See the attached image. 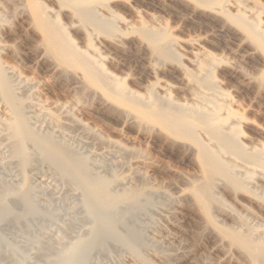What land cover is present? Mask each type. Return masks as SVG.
<instances>
[{"label": "rangeland", "instance_id": "374dc122", "mask_svg": "<svg viewBox=\"0 0 264 264\" xmlns=\"http://www.w3.org/2000/svg\"><path fill=\"white\" fill-rule=\"evenodd\" d=\"M242 1L257 10L264 27V0ZM233 2L228 0L230 12L235 11ZM112 3L116 13L129 25L144 22L165 26L178 40L199 42L217 56L221 60L215 71L219 84L230 94L234 109L249 121L242 125L243 140L247 144L264 141V89L258 88L255 82L264 68L263 61L259 53L253 51V45L241 38L240 29L234 23L193 0H115ZM13 18L8 25H12L11 35L0 33L2 40L5 37L2 42L11 45L10 49L2 50L0 57L6 62L3 63L8 74L12 75H9L10 79L17 77L11 80L12 84L18 81L14 84L15 89L13 85V91L16 95L23 92L20 99L23 97L22 108L26 106L23 112L28 125L38 134H47L52 141L54 139L58 147L66 146L59 148L74 159L73 165L80 162L90 175L117 177L110 187L111 193L142 188L146 194L137 199L136 205L120 202L117 207L106 209L102 205L93 209L83 186L72 175L71 167L63 169L59 161H54L55 158L31 141L26 143L30 158L26 160L30 163L21 158V164L17 159L20 156L15 158L9 148L12 141L4 130H0V193L3 192L0 196V264H55L59 254L60 258L66 253L65 257H68L69 249L77 244L84 246L83 250L78 249L79 252H87L77 251L79 255L75 252V258L69 259L70 264L72 260L76 263L78 258L80 261L83 256L80 262L84 264H142L121 241L124 235H129L150 264H248V259L240 252L218 244L212 233L202 228L201 214L192 200L180 194L186 192L187 180L197 176L195 162L166 144L156 133L157 125L150 127L133 122L121 107L105 108L101 96L92 95L95 92L84 88L82 82L77 81V75L59 74L55 65L47 63L41 50L34 45L35 35L32 36L18 18ZM72 36L80 45L81 40ZM98 48L111 57L110 69L125 76L127 83L133 82L136 89H140L139 84L155 78L171 84L181 81L163 67L153 75L148 74L145 69L150 58L140 45L127 43L119 50L104 49L99 45ZM177 50L183 63L191 68L187 59L189 48L181 46ZM165 64L166 67L171 65ZM3 109L0 101V117ZM126 204L135 207L130 209ZM100 208L102 212L105 209L109 212L100 213L97 211ZM254 211L257 217L253 221L260 223L264 230V213L257 212V208ZM216 215L221 223H229L223 214ZM91 225L99 227L93 229ZM95 228L97 232H93ZM104 233H109V237ZM112 235H115L114 239ZM96 237H101L102 241ZM96 241L102 244L96 245Z\"/></svg>", "mask_w": 264, "mask_h": 264}, {"label": "bare ground", "instance_id": "6f19581e", "mask_svg": "<svg viewBox=\"0 0 264 264\" xmlns=\"http://www.w3.org/2000/svg\"><path fill=\"white\" fill-rule=\"evenodd\" d=\"M113 1L115 0H0V33L11 35L12 25L8 26L10 18H18L20 21L16 19L17 22L24 23L32 32L30 34L35 35L34 45L41 50L47 63L51 62L52 66L55 65L59 74H66L68 77L69 74L72 77L77 75L80 79L76 78L77 81L82 82L84 88L95 92L92 95L101 96L105 108L121 107L127 112L125 116L133 122L145 123L150 127L157 125L156 133L163 137L166 144L186 155L198 168L197 176L187 180L186 192L180 194L192 200L201 214L202 228L207 229L208 233L211 232L218 244L240 252L246 260L248 259V264H264V230L260 223L253 221L257 217L254 208H257V212L264 213V141L247 144L243 140L242 125L249 121L234 109V101L230 94L219 84L215 71L220 66L221 60L204 49L199 42L189 39L178 40L173 37L165 26H153L144 22L137 26L129 25L113 9ZM193 1L234 23L240 29L241 38L253 45V51L259 53L264 65V27L257 10L248 7L242 0H234V12L228 10V0ZM20 27L26 29L22 25ZM72 35L81 40L80 45ZM3 40L0 38V53L5 51L4 49H10L11 46L3 43ZM127 43L144 48L150 58L145 69L148 74L153 75L163 67L162 69L168 70L170 75L180 79V83L160 82L155 78V80H147L142 85L139 84L140 89L134 88L133 82L127 83L125 76L116 74L110 69L109 65L112 63L110 56L104 55L103 50L98 48L99 45L104 49L119 50ZM181 46L189 48L187 59L191 68L183 63L182 55L177 50ZM39 55L42 57L40 53ZM3 62L0 57V101L4 108L3 116L0 117V130H4L3 133H7L12 141H10L11 145L9 143V148H12L11 153L15 158L20 156L17 158L18 162L21 158L27 161L26 143L31 141L45 154L55 158L54 161H59L63 169L72 168V175L83 186L87 201L93 209L102 205L106 206V209L117 207L120 202H133L136 205L139 201L137 199L144 195L146 190L129 188L121 193L118 192L119 194H114L116 191L111 193L110 187L117 177L102 178L94 176L95 174L90 175L89 170L87 171L80 162L73 165L74 159L72 160L67 152L61 149L62 147L59 148L64 146L63 144H58L60 145L58 147L57 143L53 142L54 139L52 141L47 134H38V131H34L28 125L24 114L26 106L25 109L22 108L23 97L20 99L23 92L17 93L19 96L15 94L14 84L18 81L12 84L11 80L14 77L10 79L12 75L8 74L4 65L6 62ZM167 62L171 65L166 67ZM255 82L258 88L264 89V68L259 71ZM63 169L62 171H65ZM145 198L147 199L144 196ZM127 206L130 209L131 206L135 207L133 204ZM120 208L118 209L121 212ZM100 210L101 208L97 209L100 213L105 212ZM216 214H223L229 223H221ZM118 216L122 217V215ZM109 224L112 225L111 222ZM94 227L96 226H93V229ZM98 227L99 225L96 228ZM96 228L93 232H97ZM93 229L91 227V230ZM105 229L107 232L108 229ZM102 230L103 234L105 231ZM128 236L124 235L121 241L125 242L130 254L140 263L150 264ZM105 237H109V233ZM78 241L83 242L80 239ZM87 242L85 240V243ZM80 246V244L73 245L72 250L69 249L68 257H65L66 253L63 255L64 258H60L59 254L60 259L56 258L58 261L55 264H70L69 259H73L70 257H73L75 252H79V248L84 247ZM80 261L79 264H84ZM72 262L71 264H76L74 260Z\"/></svg>", "mask_w": 264, "mask_h": 264}]
</instances>
